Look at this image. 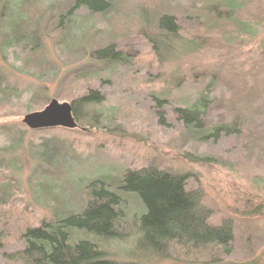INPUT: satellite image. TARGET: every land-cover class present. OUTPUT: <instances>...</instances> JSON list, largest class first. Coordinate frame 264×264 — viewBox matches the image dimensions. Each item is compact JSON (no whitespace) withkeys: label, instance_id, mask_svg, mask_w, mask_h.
Returning a JSON list of instances; mask_svg holds the SVG:
<instances>
[{"label":"rangeland","instance_id":"obj_1","mask_svg":"<svg viewBox=\"0 0 264 264\" xmlns=\"http://www.w3.org/2000/svg\"><path fill=\"white\" fill-rule=\"evenodd\" d=\"M208 1L122 0L95 18L80 12L64 40L49 35L59 0H41L40 9L30 11L40 12L37 47L6 50L0 34V264H17L7 257L24 249L26 228L77 214L80 193L94 180L117 185L121 172L148 167L185 176L187 189L199 191L212 212L210 223H232L231 254L208 263L137 252L145 213L132 197L116 238L84 232L77 238L100 245L122 264H264V215L249 205L264 201V0H245L236 11L235 0ZM181 6L180 36L170 53L157 33V15ZM209 6L223 21L256 25L257 36L236 23H206L187 13ZM186 42L191 48L183 50ZM111 44L129 56L128 65H99L98 77L91 78L90 55ZM90 92L104 101L80 107L75 130L37 131L23 123L53 100L73 105ZM204 94L209 100L199 138L177 111ZM231 124L235 132H215Z\"/></svg>","mask_w":264,"mask_h":264},{"label":"trees","instance_id":"obj_2","mask_svg":"<svg viewBox=\"0 0 264 264\" xmlns=\"http://www.w3.org/2000/svg\"><path fill=\"white\" fill-rule=\"evenodd\" d=\"M40 1L0 0V34L3 35L6 50L14 46H28L30 43L37 47L39 42L33 37L38 32L40 12L36 15L30 11L40 9L38 7ZM121 1L59 0L56 8H52V15L48 21L51 32L49 35H62L66 40L71 36L68 28L75 24L74 21L80 12H86L95 18L108 14L114 9V3L118 5ZM235 1L231 8L234 11L245 4V0L242 6L238 5L239 0ZM206 8L194 7L188 9L187 13L206 23L218 24L220 21L221 24L236 23L237 26H243L241 32H248L251 37L257 36L256 25H244L231 18L223 21V16L215 13L216 8L212 9L210 6ZM182 10L186 9L183 6L177 7L176 11L168 8L163 14L157 15V33H160L164 39L162 43L164 50L170 53L174 50L176 36H180L178 23L181 18L178 16L184 15ZM61 27V31L58 30ZM187 43L183 50L191 48ZM128 61H130L129 56L117 51L114 44L96 49L89 57V62L93 64L91 66L95 68L94 73L89 71L92 72L91 78L98 77L99 65H128ZM84 72L86 70L83 69L82 73ZM201 99L192 107L177 111L184 121L185 128L199 138L203 133L201 117L205 112L204 103L209 100L205 94ZM103 101L100 93L90 92L88 96L73 103L74 115L78 118L80 107L100 105ZM235 130V125L231 124L216 129L215 132H224L228 135ZM17 143H20L19 139L11 144L14 149L19 146ZM186 180L185 176L163 172L155 167L127 169L121 172L117 185L106 183L101 179L94 180L81 191L82 203L79 204L80 211L77 214L57 221L43 220L39 227L26 228L22 235L24 249L7 258L17 264H122L110 260L100 245L77 238V234L84 232L100 240L116 238L119 229L126 223L124 209L127 207V198L132 197L141 205L145 213L141 218V237L135 249L137 252H142L144 255L147 253L149 257L155 259L163 258L164 261L177 255L187 260L198 259L217 263L221 256L231 254V245L234 241L233 225L230 221H224L220 226L212 225L210 223L212 212L203 205L199 191L187 189ZM249 205L254 214L264 215L262 213L264 201Z\"/></svg>","mask_w":264,"mask_h":264},{"label":"water","instance_id":"obj_3","mask_svg":"<svg viewBox=\"0 0 264 264\" xmlns=\"http://www.w3.org/2000/svg\"><path fill=\"white\" fill-rule=\"evenodd\" d=\"M23 123L31 130H48L64 128L75 130L78 128L73 107L69 103H59L53 100L41 112L25 116Z\"/></svg>","mask_w":264,"mask_h":264}]
</instances>
